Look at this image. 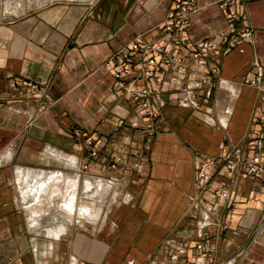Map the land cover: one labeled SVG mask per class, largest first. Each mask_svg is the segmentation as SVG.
<instances>
[{
  "label": "crops",
  "instance_id": "crops-1",
  "mask_svg": "<svg viewBox=\"0 0 264 264\" xmlns=\"http://www.w3.org/2000/svg\"><path fill=\"white\" fill-rule=\"evenodd\" d=\"M221 2L196 0L180 34L183 45L242 29L251 30L249 40L230 49L219 43L209 57L218 56L219 78L199 109L166 85L157 131L144 137L117 125L119 118L133 120L136 106L116 88L114 65L107 61L138 34L153 37L172 0H51L12 13L2 10L0 0V264H70L72 258L77 264H184L194 261L198 242L211 248L205 264H264V226L239 252L262 212L260 178L216 166L205 184L194 185L200 160L226 148L248 151L261 104L242 75L254 61L264 67V0L229 8ZM26 82L44 86L48 99ZM74 130L82 134L80 144ZM87 138L99 148L95 157ZM115 147L124 149L123 159L110 169L107 152ZM65 155L83 175L91 172L94 182L117 189V200L103 215L100 209L91 226L74 221L57 239L42 241L28 228L18 180L30 172L67 171ZM136 160L142 168L132 171ZM219 187L227 197L215 192Z\"/></svg>",
  "mask_w": 264,
  "mask_h": 264
},
{
  "label": "built area",
  "instance_id": "built-area-1",
  "mask_svg": "<svg viewBox=\"0 0 264 264\" xmlns=\"http://www.w3.org/2000/svg\"><path fill=\"white\" fill-rule=\"evenodd\" d=\"M243 0H222L226 8L234 6ZM196 0H172V8L167 18L155 29L157 33L147 38L144 34H138L124 48L116 51L107 63L114 65V78L116 88L135 103L137 116L126 123L124 118L117 120L118 126L128 127L137 131L141 136L152 137L157 131L156 123L159 118V107L162 104V94L165 86L171 84L176 91L181 93L183 100L194 109H199L200 99L207 98L213 88L214 82L219 78L218 56L209 62V57L216 54L219 43L225 44L228 49L235 46L239 40H249L251 30L242 29L237 33H225L219 40L204 39L193 44L192 48H186L182 43L181 32L189 25L190 16L197 10ZM132 76L131 81L127 77ZM142 80V85H137L135 79ZM242 81L255 87L260 95L261 104L258 108L256 120L250 129L249 147L243 149L226 148L221 155L200 160L195 167L194 185L199 187L207 182L211 168L220 166L229 171L233 176L245 174L259 177L261 191L264 195V67L254 61L252 67L242 75ZM11 85H16L15 81ZM26 86L36 88L39 94L48 99V93L44 86L33 82H26ZM76 144L82 142V134L78 130L71 132ZM106 138H103V142ZM89 147V155L97 156L99 148L90 138L84 139ZM104 144V143H103ZM124 149L115 147L107 152V167L114 169L123 159ZM140 152H134L138 158ZM86 167V165H84ZM130 170L138 171L142 163L138 160L129 165ZM113 180V179H112ZM222 197L228 196L224 187L215 189ZM204 222H201V226ZM264 226V200L260 218L252 230L248 240L239 251H245L256 239L259 231ZM193 262L184 264H205L204 253L211 248L198 242ZM182 250L179 249L178 252ZM171 254V258L177 257V253ZM70 264H77L72 258ZM224 264H236L227 260Z\"/></svg>",
  "mask_w": 264,
  "mask_h": 264
},
{
  "label": "bare ground",
  "instance_id": "bare-ground-1",
  "mask_svg": "<svg viewBox=\"0 0 264 264\" xmlns=\"http://www.w3.org/2000/svg\"><path fill=\"white\" fill-rule=\"evenodd\" d=\"M87 1L92 2L94 0ZM19 3H22V0H16L15 4L12 5L6 0L5 6L14 7V5H19ZM63 158L69 161L68 163H74L73 157L71 156L65 155ZM30 173H32V188L35 193L33 196V202L29 207L32 215H46L52 207H55V210L58 211L59 215L67 220L78 221L79 219L95 218L99 215L98 210L88 207L86 203L81 202V198L92 187L90 181L85 180L83 182V191L79 195V179L77 175H69L59 170L52 171L46 176H37L33 172ZM30 173L28 174L30 175ZM63 229L64 226L60 223L57 226L47 228L46 233L49 237L57 239L58 234L63 231Z\"/></svg>",
  "mask_w": 264,
  "mask_h": 264
},
{
  "label": "rangeland",
  "instance_id": "rangeland-1",
  "mask_svg": "<svg viewBox=\"0 0 264 264\" xmlns=\"http://www.w3.org/2000/svg\"><path fill=\"white\" fill-rule=\"evenodd\" d=\"M6 0H2V10H5L7 13H12L14 11H17L20 8L23 7H32L37 4H42L45 2H49L51 0H22V3H19V5H14L13 6H8L6 7L4 2ZM8 3L15 4L16 0H7ZM65 1V0H63ZM72 1V0H68ZM80 1H87V0H80ZM6 8V9H5ZM69 162V161H68ZM74 162V161H73ZM68 170L63 171L67 172L69 175H77L79 179V186H78V192L79 195L83 191L82 186L83 182L85 180L90 181V185L92 184L91 189L87 191V193L81 198V202L86 203L88 207L95 208V210H100L101 209V215H103L104 211L106 210L108 205H111L115 200H117L115 196V193L117 192V189L112 185H109V183H106V181H98L94 182V177L92 174L86 172L85 175H83L82 172H79L73 165V163H68ZM32 179L31 176L27 177L24 176L20 178L19 181V187H18V194L20 198V204L21 207L25 210L27 214V220L28 221V228L30 230L38 231L39 233L36 235L38 238H40L42 241L45 239L50 240L46 233V229L49 227H54L57 226L58 224H63L64 227L67 226V224L74 222V220H67L63 218L61 215H59L58 211L55 210V207H52L49 209L48 213L46 215H39V216H34L31 214L30 211V204L33 202V196H34V191L32 188ZM29 181V182H28ZM100 183V185H99ZM28 193V194H27ZM30 193V194H29ZM90 195V196H89ZM31 198V199H30ZM31 201V202H30ZM32 209V208H31ZM52 212V213H51ZM29 214V215H28ZM79 220H89L90 226L93 224L92 220L96 221L98 220V216L95 218H87V219H79ZM32 221V222H31ZM30 224V225H29ZM95 224V223H94Z\"/></svg>",
  "mask_w": 264,
  "mask_h": 264
}]
</instances>
